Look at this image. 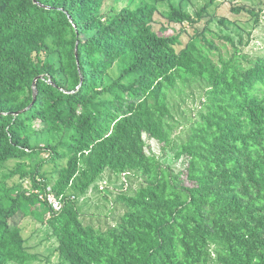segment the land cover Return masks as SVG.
I'll return each instance as SVG.
<instances>
[{"label":"trees","instance_id":"1","mask_svg":"<svg viewBox=\"0 0 264 264\" xmlns=\"http://www.w3.org/2000/svg\"><path fill=\"white\" fill-rule=\"evenodd\" d=\"M105 1L0 0V169L30 160L13 174L62 197L58 212L42 203L67 264H264V56L247 57L223 37L233 53L215 62L218 50L202 33L186 45L181 35H158L154 5L104 9ZM232 12L259 16L243 6ZM166 18L194 23L174 6ZM115 63L119 74L108 83ZM194 81L205 84V100L174 136L168 93ZM40 134L53 138L34 145ZM144 135L162 158L148 154ZM48 163L58 168L52 182L41 173ZM105 171L143 181L117 194L125 212L101 230L82 221L75 199ZM11 190L0 184V264H29L10 221L31 214L39 198Z\"/></svg>","mask_w":264,"mask_h":264},{"label":"rangeland","instance_id":"2","mask_svg":"<svg viewBox=\"0 0 264 264\" xmlns=\"http://www.w3.org/2000/svg\"><path fill=\"white\" fill-rule=\"evenodd\" d=\"M142 1L155 6L156 13L153 17L152 26L158 35L167 37L181 35L182 44L186 45L190 36L194 33H202L207 40L215 44L218 50V53L213 52L214 55H210L215 58H212L214 61L218 60L219 54L222 55L223 59H228L233 53L230 44L223 40V37L230 38L235 43L236 48L247 57L264 56V0H216L205 8L202 17H199L200 10L209 3V0H133L131 8H135ZM128 2L129 0H106L104 9L110 7L121 9ZM172 6L189 14L194 23L175 24L168 21L166 17ZM238 6L255 10V12H259V16L250 17L245 13L232 12V8ZM45 45L43 56L52 48L51 38L46 40ZM118 74L119 64L115 63L109 72L107 82L110 83ZM205 88V84L201 81H194L187 86L179 83L174 90L168 93L173 120L177 126L174 136H181L188 128L189 123L197 117L205 100ZM38 128L41 132L44 130V127L40 126ZM52 138L46 134H40L35 136L32 142L34 145L44 146L47 145L46 140H52ZM143 138L149 155H154L157 158L164 156L160 144L153 139H149L146 135ZM47 157L48 155L43 153L36 159V162L41 159L45 160ZM19 163L27 166L32 161L21 159L7 162L0 169V184H3L6 189H12V194H16L19 190H25L27 195L35 193L29 179L22 180L19 174H13ZM182 164L183 160L171 166L175 171H180L183 167ZM64 165L65 162L60 163V166ZM41 173H44L47 178H53L50 180L52 182L58 176V168L48 163L44 165ZM120 176L111 175L110 171H105L92 184L86 194L77 196L75 205L85 224H92L96 228L105 230L115 226L119 221L125 212L123 206L115 203L117 194L122 192L124 188ZM128 177V190L134 191L141 186L143 181L141 175ZM37 181L41 184L43 182L41 177H38ZM124 191L126 190L124 189ZM69 193L71 194V192ZM27 208L31 214L25 215L20 212L10 221V224L19 227L22 231L24 247L29 256L32 257L29 264H67L57 253L56 240L46 224L49 219L47 206L39 200L29 203ZM212 264H216L215 257H213Z\"/></svg>","mask_w":264,"mask_h":264},{"label":"built area","instance_id":"3","mask_svg":"<svg viewBox=\"0 0 264 264\" xmlns=\"http://www.w3.org/2000/svg\"><path fill=\"white\" fill-rule=\"evenodd\" d=\"M127 175L128 174H122L120 177H122V182L124 184V188L123 190L128 188V181H127ZM35 193L38 195V198L40 201L45 202L48 207L51 209V211L53 212H58L62 205L63 202L61 200L62 197H56L51 191L50 188H48L46 191L44 192H40L39 190H35ZM73 199V197H72Z\"/></svg>","mask_w":264,"mask_h":264},{"label":"water","instance_id":"4","mask_svg":"<svg viewBox=\"0 0 264 264\" xmlns=\"http://www.w3.org/2000/svg\"><path fill=\"white\" fill-rule=\"evenodd\" d=\"M35 99H36V89H35V82H34V83H33V102L35 101ZM30 107H31V106H30ZM30 107H28L27 109H25V110H23V111H21V112H18L17 115H18V114H21V113H23V112L28 111V110L30 109Z\"/></svg>","mask_w":264,"mask_h":264}]
</instances>
